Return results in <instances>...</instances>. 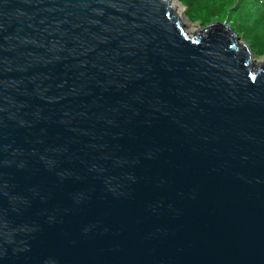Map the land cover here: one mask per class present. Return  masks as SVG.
Returning a JSON list of instances; mask_svg holds the SVG:
<instances>
[{"label": "water", "instance_id": "95a60500", "mask_svg": "<svg viewBox=\"0 0 264 264\" xmlns=\"http://www.w3.org/2000/svg\"><path fill=\"white\" fill-rule=\"evenodd\" d=\"M0 264H264V60L168 0H0Z\"/></svg>", "mask_w": 264, "mask_h": 264}, {"label": "rangeland", "instance_id": "374dc122", "mask_svg": "<svg viewBox=\"0 0 264 264\" xmlns=\"http://www.w3.org/2000/svg\"><path fill=\"white\" fill-rule=\"evenodd\" d=\"M175 1L182 9L180 21L186 32L194 33L213 22L225 21L248 45L252 57L264 60V0H189L191 6L183 0Z\"/></svg>", "mask_w": 264, "mask_h": 264}, {"label": "bare ground", "instance_id": "6f19581e", "mask_svg": "<svg viewBox=\"0 0 264 264\" xmlns=\"http://www.w3.org/2000/svg\"><path fill=\"white\" fill-rule=\"evenodd\" d=\"M169 4L171 5V7L174 9L175 15L182 20V9L181 7L177 4V2L175 0H168ZM187 33H193L192 30H188Z\"/></svg>", "mask_w": 264, "mask_h": 264}, {"label": "trees", "instance_id": "16d2710c", "mask_svg": "<svg viewBox=\"0 0 264 264\" xmlns=\"http://www.w3.org/2000/svg\"><path fill=\"white\" fill-rule=\"evenodd\" d=\"M185 3H186V5L187 6H191L192 5V3H191V1H189V0H183ZM208 20V19H207ZM206 20H204V21H202V22H205ZM235 30V29H234Z\"/></svg>", "mask_w": 264, "mask_h": 264}, {"label": "snow or ice", "instance_id": "6c2138e0", "mask_svg": "<svg viewBox=\"0 0 264 264\" xmlns=\"http://www.w3.org/2000/svg\"><path fill=\"white\" fill-rule=\"evenodd\" d=\"M251 75V74H250Z\"/></svg>", "mask_w": 264, "mask_h": 264}]
</instances>
